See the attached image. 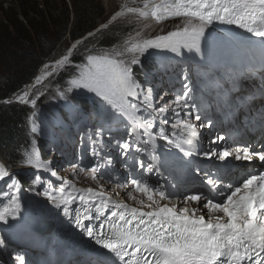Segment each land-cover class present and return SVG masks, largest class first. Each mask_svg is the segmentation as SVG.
Here are the masks:
<instances>
[{
  "label": "snow or ice",
  "instance_id": "snow-or-ice-1",
  "mask_svg": "<svg viewBox=\"0 0 264 264\" xmlns=\"http://www.w3.org/2000/svg\"><path fill=\"white\" fill-rule=\"evenodd\" d=\"M129 17L156 24L178 18L180 23L171 31L149 37L142 35L143 28L134 30L109 49L93 51V47H85L81 62H73L72 54L79 45L89 38L99 42L113 22ZM216 25L235 26L264 45V0H125L107 23L73 43L67 54L45 63L31 87L3 101L5 105L15 101L31 109L26 117L31 138L22 146L20 166L32 170L31 190L43 187L37 195H43L82 239L95 246L96 258L91 264H264V143L259 149L245 143L232 147L226 144L228 137L217 135L209 140L207 150H198L200 130L212 127V121L200 114L188 75L183 76L174 99L168 92L156 99L153 88H145L136 75L150 50L178 57L187 52L203 59L202 42H209ZM68 68L74 71L64 87L56 88V99L63 101L64 109L78 115L87 111L83 98L90 97L101 122L94 132L89 131L86 140L81 136V144L89 149L91 167L77 161L71 165L73 173L90 174L93 181H111L105 173L114 159L102 155L109 146L124 164L132 153L147 155L151 163L133 157L139 173H129L127 183L120 185L143 194L141 199L133 191L127 192L137 206L114 199L102 184L97 188L76 187L73 180L58 176L53 158H42L35 117L38 101L45 93L35 89L58 69ZM113 123L123 126L118 137L111 133ZM56 131L54 127L53 133ZM105 131L109 133L107 142L103 140ZM158 140L163 143L157 145ZM158 147L167 152H158ZM173 149L180 165H190L193 157L210 162L214 171L196 165L199 189H186L182 194L170 190L174 186L162 176L159 161L163 155H172ZM233 160L241 163L234 164ZM147 174L161 177L163 183H151ZM53 177L60 181L58 186L51 182ZM0 181L8 189L0 192L7 201H0V222L7 224L20 212L22 185L4 163H0ZM192 204L197 207H190ZM200 205L209 209L208 219L198 214ZM4 246L0 239V247ZM16 259L24 264L23 256Z\"/></svg>",
  "mask_w": 264,
  "mask_h": 264
},
{
  "label": "trees",
  "instance_id": "trees-1",
  "mask_svg": "<svg viewBox=\"0 0 264 264\" xmlns=\"http://www.w3.org/2000/svg\"><path fill=\"white\" fill-rule=\"evenodd\" d=\"M41 2L43 9L39 8L38 10L35 8V6L38 7L37 1L34 3L26 1L27 9L21 7L20 11L23 17L14 14V19L11 22L10 20H0V51H4L8 58L12 60L8 64L7 70L5 72L3 70V74L0 75V101L12 98L14 94L23 90L36 76L43 63L53 59L51 55H54V60H56V49L59 41L67 33L70 13L68 10L65 11L63 32L46 44L42 54L39 52L37 54L38 45L35 40H38L39 34H41L40 28L43 25H51L50 21L52 22L59 16L54 0H41ZM73 8L72 23L67 34L71 41H76L98 27L99 23L103 21L104 9L101 4H94L88 0L74 1ZM55 15L56 17L53 18ZM114 31L118 30L113 27L105 30L100 35L99 42L94 38L84 41L74 50L72 54L73 62H81L85 47H93L96 51L109 49L113 45L121 43L125 35L117 34ZM21 53L22 56L18 57ZM149 63L151 61L142 62L144 69L147 71L150 70ZM72 71L74 70H63L62 74V71H60L53 77L48 78L42 85L36 87L35 90L38 91L43 89L44 85L50 87L45 91V98L43 99V96L38 101L36 117L47 116L52 109H55L53 105H48V98L54 90L56 91L57 87H63L69 73ZM136 73L139 74L138 70H136ZM140 78L142 77L137 75V79ZM86 106L87 111L93 108V101H86ZM30 112L31 109L28 106L16 102L9 105L0 104V157L12 167L21 164L22 146L26 139L30 140L31 138L29 129L26 127V117ZM36 139L39 147L40 143L44 141L37 137ZM18 146L20 147L19 151Z\"/></svg>",
  "mask_w": 264,
  "mask_h": 264
},
{
  "label": "rangeland",
  "instance_id": "rangeland-1",
  "mask_svg": "<svg viewBox=\"0 0 264 264\" xmlns=\"http://www.w3.org/2000/svg\"><path fill=\"white\" fill-rule=\"evenodd\" d=\"M26 1L33 2V3L37 1L38 2V7L35 6V8H37L38 10H39V8L43 9V4H42L41 0H0V20H10V22H11L14 19V14L18 15L19 17L20 16L23 17V14L20 11H21V7L24 8V9H27L26 8L27 7L26 6L27 5ZM74 1H77V0H54L55 7H56V10H57V14L59 16L57 18H55L56 15L53 17L55 19L52 22L50 21L51 25L50 24H47L46 26L43 25L40 28L39 31H41V34H39L38 40H35L36 44L38 45V49L36 50L37 54H39V53L42 54L44 49L46 48V44L51 42V41H53L54 38L58 37V35L61 32H63L64 18H65L64 14H65L66 10H68V12L70 13V19H69V24H68V28H67V33H68V30H69L70 25L72 23L71 22V17H72L73 12H74V8H73ZM88 1H91L94 4H101L103 9H104V18H103V21L99 23L98 27L101 24H103V23H107V21L111 18V16L114 15L115 12L119 10L120 5L125 3V0H118V1H116L114 3H110V5L107 6V4L104 3L103 0H88ZM110 1L111 0H108V2H110ZM30 7H32V5H30ZM178 23H180V20L178 18H176V19H170L168 21H163L160 24H156L154 26V28L153 27L152 28H150V27H146L145 28L144 25L146 23H145L144 20L136 21L134 17H129L127 19H118L117 21L113 22V24H111L107 30H109L110 28L113 27L116 30H118V31H114V32L117 33V34L125 35V37H124V39H125L128 35L133 34L134 30L135 31H139L141 28H143L142 35L144 37H149V36H155L157 34H163V33H166L167 31H171V30L174 29L175 25L178 24ZM161 30H163V32ZM67 33H65L64 37L62 38V40L59 41V44H58L57 49H56V59L60 58L62 55L67 54V49L69 47H71V45L74 42V41H71L69 39ZM84 37H87V35L84 36ZM93 51H95V49H93ZM150 51H152V50H150ZM20 56H22V53L18 55V57H20ZM51 56H53V59H51V60L49 59L50 61L49 60L45 61L43 63V65L45 63H51V62L55 61L54 60V55H51ZM11 61L12 60H10L8 58V56L6 55V53L4 51H0V75L3 74V70H4V72H5V70H7L8 64H10ZM43 65L40 67L39 72L36 74V76L40 75L42 73V71H44ZM68 69H72V68H68ZM60 71H62L61 72V74H62L63 73L62 69H58L57 73H59ZM65 71H67V70H65ZM166 73H167L166 70H162L160 73H158V72L154 73V75L152 77V80L149 81L153 85V88L156 90V94H157L156 99L157 98L159 99V96L161 95L160 93H161L162 89H164V87L166 85L165 81L163 80V76ZM136 75L139 76V74H137V73H136ZM35 77L33 78L32 82L35 81ZM147 80H149V77H148ZM26 86L23 88V90L26 89ZM38 86H40V85H38ZM44 86L45 87H43V89H39V90L45 93L46 89H49L50 87L47 86L48 87L47 88L46 85H44ZM64 86H65V83H64L63 87ZM55 92L56 91L54 90L50 94L51 96L49 95L50 97L49 96H48L49 98L47 97L48 101H49L48 105H56V103H59V102L63 105V101H59L58 99L55 98V94H54ZM173 96L174 95L169 93V98H173ZM44 98H45V95H44L43 99ZM84 98L87 99V98H90V97H84ZM75 117H77V114H75ZM43 120H44L43 118L42 119L35 118V121H36L37 125H38V123L40 121H43ZM97 120H98L97 118L94 119L92 122L89 121V120H86L88 122V124H87L88 127L83 129V130L80 129V131H79L80 136L83 135L85 140H86L87 139V134L89 133V131H93L94 132L95 126H97ZM60 121L61 120L55 118L54 121H51L49 123L51 125H54V124H57ZM78 123L79 122H77V124ZM39 128H40V130L43 129L41 123H39ZM51 132H53V130H51ZM60 137L61 138L63 137L62 133L60 134ZM75 137H77V135ZM54 141L56 142L55 139H54ZM54 141H47V143H48V144H46V147L48 146L47 149L53 146ZM69 142H70V144H72V146L74 148V150L72 152V156H73L72 160H73V162L69 161L68 164L64 167V170L66 172L60 173V175H62V178H64V179L71 178V179L77 180L78 182H81L83 185L91 186L93 188H97L98 184H102L103 187H105L106 185H113V183L111 181H114V178H112L110 183H101L100 180H99L101 178H98L97 181H93L91 179L90 174H87V175L84 174V173L74 174L71 165L73 163H76L77 161H79V159H81V158L82 159L83 158L86 159L89 156H88V151L86 152L83 149L85 146L81 144V139L76 140L72 136H69L67 138V143H69ZM55 146L57 147V150L59 152L61 150H63L62 147H64V146H60L59 147L58 144H56ZM77 148H82L79 151V154H77V152H76ZM106 149L107 148H105L102 153L108 154V151L106 152ZM67 152L70 153L69 149H67ZM81 152L84 153L83 157H81ZM41 154H42V152H41ZM112 156H113L114 159L116 158V155H112ZM99 163L103 164V161H99ZM86 166L91 167V165H87V164H86ZM19 167H14V170L18 169ZM21 171L25 172V170H21ZM30 173L31 172L29 171L27 174H30ZM105 175L110 176L108 170L105 173ZM124 182H125V180H120L119 181V185H118L119 187L108 186L107 187L108 189L111 188L112 190L117 191V192L113 196L111 195V193H107V194H110V196H112L116 200H119L118 198H120V196L124 197L125 200H128L129 204H133V205L137 206L135 201L129 200L128 196H127V192L128 191H133L132 188H129L130 186L128 188H124V187L120 186V184L123 185ZM106 191H107V189H106ZM133 195L136 196L137 198L144 199L143 194H141V193H136V192L133 191ZM28 196L30 197L31 195L29 194ZM161 203H165V201H163V202L161 201ZM9 221H11V220H9ZM8 223L12 224L11 222H8ZM6 249L4 247H0V252L3 251L4 254H6V261H5L3 259V257H1L2 253H0V264H18L19 261L16 259L18 255H22L23 257L28 258V254L24 252V248H22L21 245L14 244L12 242V245L10 247H7Z\"/></svg>",
  "mask_w": 264,
  "mask_h": 264
},
{
  "label": "bare ground",
  "instance_id": "bare-ground-1",
  "mask_svg": "<svg viewBox=\"0 0 264 264\" xmlns=\"http://www.w3.org/2000/svg\"><path fill=\"white\" fill-rule=\"evenodd\" d=\"M103 1H104V3L107 4V6H109L110 3H114V2H116L118 0H111L110 2H108V0L107 1L106 0H103ZM144 21L146 23L145 25H148V27H150V28H152V27L154 28V26L156 25V23L154 21H152V20H144ZM166 21H168V20H166ZM71 22H72V17H71ZM216 27L217 28H222L225 31V33H227V32L228 33H231L232 30H233L232 28L235 27V26L216 25ZM240 35H244V33H240ZM253 38H256V37H253L252 36V39ZM215 39L218 40L217 38H215ZM252 39H251V41H252ZM78 40H76V41H78ZM76 41H74L73 43H75ZM207 44L210 45V47H211L212 50L209 51L208 49H204L205 52H212V53H214V54H216L218 56L220 55V48H219L220 46L217 43L215 44V43H213V42H211L209 40V42H207ZM204 58L206 60L208 57H204ZM202 97L205 98L204 96H202ZM226 144L228 145L229 142L226 141ZM132 156H134V155H132ZM0 163H4L6 165V167L8 168V165L6 164V162L1 157H0ZM160 164H161V166H164V164H162L161 162H160ZM0 183H1V181H0ZM175 186H176V184H175ZM105 187H108V186H105ZM197 189H199V188H196L195 190H197ZM104 190H106V189H104ZM2 191H8V189L6 188L5 190H2ZM110 191H111L112 194L115 193V191L112 190V189ZM172 191L173 192H178L177 194H182L183 193V192H180V190L179 191H176V188H173ZM118 199L119 200H122L123 198L122 199L121 198H118ZM0 201H2V197H0ZM124 201L128 203V201H126V200H124ZM2 202L3 203H7V201L5 199ZM20 203H21V209H20V212L18 214L17 219H15V220L9 219V220H11L9 222H11L12 224L7 223V225L12 230L13 235L16 234V238L22 239L23 241H30L35 236L32 235L31 233H29V230H28V224L27 223H28V220L30 219L28 217L29 209L27 207H23L22 206V201L21 200H20ZM30 203H32V206L33 207L37 205V202H36V200L34 198L33 199H27V200H25L26 206H28ZM46 205H48V207H53L49 202ZM0 206H2V204H0ZM179 206L182 207L183 204H181ZM190 207H197V205L196 204H192V205H190ZM199 207H200V212L198 214H200V213L201 214H204L205 215V218L208 219L209 209L203 208L202 205H200ZM57 211H59V210H54L53 213H56ZM212 215L213 216L214 215H219V213H212ZM52 234H53L52 237H54L55 239H57V241L60 244H62L63 248L67 250V253L68 254L79 253V252H81L83 250L81 247H84V248L88 249L89 252H91L93 255L96 256V248L93 247L92 244H88V248H87L86 243H88V242H87L86 239H84L83 242H76V241L70 239V235H65L64 236V235H61L60 232H53ZM49 237H50V235H46L44 238H49Z\"/></svg>",
  "mask_w": 264,
  "mask_h": 264
},
{
  "label": "water",
  "instance_id": "water-1",
  "mask_svg": "<svg viewBox=\"0 0 264 264\" xmlns=\"http://www.w3.org/2000/svg\"><path fill=\"white\" fill-rule=\"evenodd\" d=\"M82 39V38H81ZM81 39H79V40H81ZM33 81V79L31 80V82L29 83V84H27V86L28 87H31L33 84H34V82H32ZM38 86V85H37ZM26 90V89H25ZM15 102V101H14ZM0 104H4L3 103V101H0Z\"/></svg>",
  "mask_w": 264,
  "mask_h": 264
}]
</instances>
